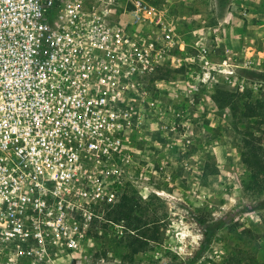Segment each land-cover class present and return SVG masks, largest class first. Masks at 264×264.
Masks as SVG:
<instances>
[{
    "label": "built area",
    "instance_id": "1",
    "mask_svg": "<svg viewBox=\"0 0 264 264\" xmlns=\"http://www.w3.org/2000/svg\"><path fill=\"white\" fill-rule=\"evenodd\" d=\"M115 1L0 0V264L87 262L145 176L131 135L159 112L177 28Z\"/></svg>",
    "mask_w": 264,
    "mask_h": 264
},
{
    "label": "rangeland",
    "instance_id": "2",
    "mask_svg": "<svg viewBox=\"0 0 264 264\" xmlns=\"http://www.w3.org/2000/svg\"><path fill=\"white\" fill-rule=\"evenodd\" d=\"M262 1L146 0L174 19L179 47L165 55L159 112L132 132L145 176L127 194L150 209L161 241L128 262L118 248L123 226L108 213L81 251L83 264H264V192L245 187L242 135L232 109L213 100L243 93L264 105V55L250 54L264 52V16H247L264 12ZM115 3L120 15L125 0ZM256 133L264 151V134Z\"/></svg>",
    "mask_w": 264,
    "mask_h": 264
},
{
    "label": "trees",
    "instance_id": "3",
    "mask_svg": "<svg viewBox=\"0 0 264 264\" xmlns=\"http://www.w3.org/2000/svg\"><path fill=\"white\" fill-rule=\"evenodd\" d=\"M251 98L250 94L245 96L243 93L219 92L213 100L220 107L232 109L236 119L235 128L243 138V164L249 177V185L245 187L252 190L253 194H261L264 192V151L256 131L264 134V105L256 101L254 107L249 102ZM240 122L248 123L244 130L239 129ZM149 210L142 208L134 197L126 194L121 203L108 214V221L123 226L118 248L127 252L128 262H132L136 255L153 249L161 241L158 228L154 227L156 223L148 220ZM205 234L209 236L210 233L206 231ZM172 264L187 263L181 261Z\"/></svg>",
    "mask_w": 264,
    "mask_h": 264
},
{
    "label": "crops",
    "instance_id": "4",
    "mask_svg": "<svg viewBox=\"0 0 264 264\" xmlns=\"http://www.w3.org/2000/svg\"><path fill=\"white\" fill-rule=\"evenodd\" d=\"M259 1L261 2L262 0H255V2H258L259 3ZM262 3H263V1H262ZM255 9V8H254ZM256 10V9H255ZM264 12H262V11H258V10H256L255 12L253 11V9L250 11V12H248V14H247V16L248 17H263L264 15ZM252 52L254 53V54H256L257 56L260 54V55H264V52H261L258 48H256V47H251V51H250V54H252Z\"/></svg>",
    "mask_w": 264,
    "mask_h": 264
}]
</instances>
